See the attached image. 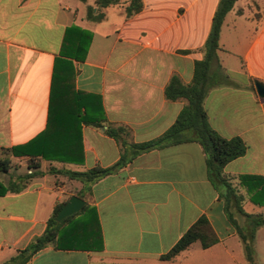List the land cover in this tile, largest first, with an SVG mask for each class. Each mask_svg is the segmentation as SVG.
Listing matches in <instances>:
<instances>
[{
    "label": "crops",
    "instance_id": "1",
    "mask_svg": "<svg viewBox=\"0 0 264 264\" xmlns=\"http://www.w3.org/2000/svg\"><path fill=\"white\" fill-rule=\"evenodd\" d=\"M142 3L130 17L121 2L92 20L93 0H0V159L13 165L0 171V264L44 232L55 206L74 194L66 185L82 188L63 172L107 168L121 158L116 172L83 186L102 249L46 246L24 264H247L222 188L210 180L207 155L191 131L146 151L131 149L162 136L186 105L166 99L165 89L173 76L191 82L218 0ZM219 47L229 82L211 87L203 107L212 130L244 143L245 153L223 174L243 196V211L264 216L239 179L264 178V97L255 88L264 84V0L235 1ZM85 113L104 117L102 127L81 123ZM107 127L122 130L120 139L106 135ZM30 141L40 154L37 170L27 157L4 151ZM201 217L217 242L202 248L196 241L162 261ZM255 240L264 245V227Z\"/></svg>",
    "mask_w": 264,
    "mask_h": 264
},
{
    "label": "trees",
    "instance_id": "2",
    "mask_svg": "<svg viewBox=\"0 0 264 264\" xmlns=\"http://www.w3.org/2000/svg\"><path fill=\"white\" fill-rule=\"evenodd\" d=\"M86 1V0H80ZM95 7H88L87 18L100 20L101 10L116 5L121 0H93ZM124 13L130 17L143 7V0H124ZM236 0H218L217 7L211 20V26L205 43L202 47L203 57L194 63L193 78L189 84H184L181 80L173 76L166 89L165 97L170 101L184 99L186 105L177 116L174 124L159 138L142 144H131L133 154L146 151L159 146L163 141L176 139L183 131L192 132L194 140L201 145L207 155V168L210 180L221 186L222 191L219 195L224 204V213L228 221L234 226L236 234L243 246L247 264H258L255 259L254 239L259 227H264V216L249 215L241 207L243 196L228 181L223 174L224 166L245 153L246 147L241 139H226L218 135L208 124L206 112L203 107L204 98L207 91L217 85L228 84L229 79L222 69L217 51L219 47L220 30L228 12L234 6ZM96 9V12H94ZM83 96L85 94L79 93ZM81 123H86L93 127L100 128L104 123V117L99 118L84 114L79 117ZM122 130L107 127L105 134L116 140L121 137ZM35 141V140H34ZM34 141L26 144L13 146L4 149L6 153L13 157H27L28 167L37 170L39 168L40 154L31 152L30 147ZM11 160L9 158L0 159V171L7 173L10 169ZM123 158L116 164L107 167H93L91 169L76 172L66 171L63 175L69 180L77 181L82 184L80 190L73 193L82 198L84 184H93L103 177L116 172L124 166ZM61 173V172H59ZM32 175L25 174L21 177L29 179ZM240 184L250 195L252 202L264 205V178L258 176H240ZM26 182H24L25 184ZM64 202L57 204L46 222L44 232L35 237L26 248L19 251L11 258L10 264H24L29 258L46 246H53L63 250H101L102 234L97 215L87 204L77 213L57 222L55 217L62 208ZM237 218H242L243 223L239 224ZM198 241L202 248H208L217 242V238L212 232L208 221L201 217L194 223L173 246V248L161 260H168L179 252L186 249L192 243Z\"/></svg>",
    "mask_w": 264,
    "mask_h": 264
},
{
    "label": "water",
    "instance_id": "3",
    "mask_svg": "<svg viewBox=\"0 0 264 264\" xmlns=\"http://www.w3.org/2000/svg\"><path fill=\"white\" fill-rule=\"evenodd\" d=\"M255 88L257 94L260 97H264V84L260 82H255ZM85 205V201L76 196L75 194L71 195L66 202H64L62 208L57 213L55 220L60 222L61 220L79 212Z\"/></svg>",
    "mask_w": 264,
    "mask_h": 264
},
{
    "label": "rangeland",
    "instance_id": "4",
    "mask_svg": "<svg viewBox=\"0 0 264 264\" xmlns=\"http://www.w3.org/2000/svg\"><path fill=\"white\" fill-rule=\"evenodd\" d=\"M121 2L124 4L125 1L121 0ZM10 168H13L12 163L10 164ZM66 190L67 192H72V193L73 191H75L74 187L70 185H66ZM254 250H255V259L264 261V245H262L259 241L256 242L255 239H254Z\"/></svg>",
    "mask_w": 264,
    "mask_h": 264
}]
</instances>
